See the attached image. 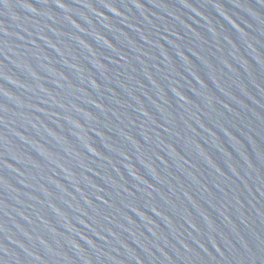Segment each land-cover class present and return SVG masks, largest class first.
<instances>
[{
    "label": "water",
    "instance_id": "1",
    "mask_svg": "<svg viewBox=\"0 0 264 264\" xmlns=\"http://www.w3.org/2000/svg\"><path fill=\"white\" fill-rule=\"evenodd\" d=\"M0 264H264V0H0Z\"/></svg>",
    "mask_w": 264,
    "mask_h": 264
}]
</instances>
